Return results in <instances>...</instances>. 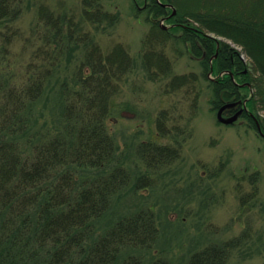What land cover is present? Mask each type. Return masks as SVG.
<instances>
[{
	"label": "trees",
	"instance_id": "trees-1",
	"mask_svg": "<svg viewBox=\"0 0 264 264\" xmlns=\"http://www.w3.org/2000/svg\"><path fill=\"white\" fill-rule=\"evenodd\" d=\"M134 1L137 19L149 25L140 51L146 76L169 79L166 92H181L194 111L207 90L212 110L229 104L224 112L241 110L238 117L258 130L256 116L264 133L257 115L264 108V0ZM82 2L80 10L35 6L27 36L17 23L24 0H0V264H171L158 248L153 206L114 208L129 190L147 189L151 171L178 159L183 142L176 134L174 144L148 138L136 147L146 170L125 165L110 121L126 108L119 96L138 63L123 43L102 42L118 27L119 12L103 0ZM18 41L23 53L14 55ZM178 52L198 60L200 74H173ZM169 112L157 118L158 135L187 133L168 124ZM253 236L248 227L210 242L187 264H229Z\"/></svg>",
	"mask_w": 264,
	"mask_h": 264
},
{
	"label": "rangeland",
	"instance_id": "rangeland-1",
	"mask_svg": "<svg viewBox=\"0 0 264 264\" xmlns=\"http://www.w3.org/2000/svg\"><path fill=\"white\" fill-rule=\"evenodd\" d=\"M82 1L24 0L25 9L18 26L28 36L36 19L35 6L46 4L80 10ZM103 2L119 12L121 19L113 34L105 36L102 42L123 43L138 63L137 69L126 78L119 96L126 108L110 121L121 158L125 165L135 162L145 171L136 151L139 142L155 138L163 144H174L170 137L175 134L183 142L178 159L151 171L153 183L147 189L129 190L120 197L114 209L126 213L142 206H153L161 230L158 248L165 250L171 264H187L197 249L213 241L238 236L248 227L252 229L254 241L240 246L229 264H264V137L245 119L238 117L234 123L220 121L218 111L211 109L207 90L194 111L190 108L191 101L181 92H166L165 84L169 79H149L141 68L140 53L149 25L137 19L135 1ZM162 23L170 25L167 21ZM208 35L241 52V47L233 41L212 33ZM22 47L18 41L14 55L23 53ZM242 56L249 63L245 54ZM171 58L173 74H200L198 60L188 53H172ZM16 62L20 67V62ZM163 111H170V126L174 123L183 128L187 126V133L178 135L174 130L165 138L158 135L157 118ZM257 115L264 118V108H260ZM255 188L257 192L250 197Z\"/></svg>",
	"mask_w": 264,
	"mask_h": 264
},
{
	"label": "water",
	"instance_id": "water-1",
	"mask_svg": "<svg viewBox=\"0 0 264 264\" xmlns=\"http://www.w3.org/2000/svg\"><path fill=\"white\" fill-rule=\"evenodd\" d=\"M165 5H166V6H169V7H173L171 4H165ZM175 12H176V10L173 11V13H175ZM163 21H164V18H163L162 22H163ZM163 26H164V27H168V26H166V25H163ZM218 45H219V44H218ZM217 55H218V53H216V54L214 55V57H216ZM242 57H243V56H242ZM243 59H244V57H243ZM228 73H230V74L233 76V74H232L231 72L228 71ZM211 74H212V73H211ZM228 105H229V104H228ZM228 105H225V106H223L222 108L219 109V111H218V118H219L220 121H222V122H224V123H234L235 120L238 118L239 113L241 112V110L238 111L236 114H234L232 117H230V118H226V117L223 116V111H224V109H225ZM242 109H247L246 103L244 104V106H243ZM257 125H258V128H259L260 133H261L262 135H264V133H263V131H262V129H261V125H260V123H259L258 120H257Z\"/></svg>",
	"mask_w": 264,
	"mask_h": 264
},
{
	"label": "flooded vegetation",
	"instance_id": "flooded-vegetation-1",
	"mask_svg": "<svg viewBox=\"0 0 264 264\" xmlns=\"http://www.w3.org/2000/svg\"><path fill=\"white\" fill-rule=\"evenodd\" d=\"M224 114L230 116V115H232L233 113L225 112Z\"/></svg>",
	"mask_w": 264,
	"mask_h": 264
}]
</instances>
